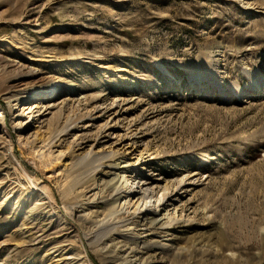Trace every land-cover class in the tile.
Returning a JSON list of instances; mask_svg holds the SVG:
<instances>
[{
  "label": "rangeland",
  "instance_id": "obj_1",
  "mask_svg": "<svg viewBox=\"0 0 264 264\" xmlns=\"http://www.w3.org/2000/svg\"><path fill=\"white\" fill-rule=\"evenodd\" d=\"M49 84L29 101L58 105L16 128L15 98ZM259 87L264 0H0V264H125L148 242L122 197L84 188L82 156L107 151L113 185L166 203L167 264H264Z\"/></svg>",
  "mask_w": 264,
  "mask_h": 264
},
{
  "label": "bare ground",
  "instance_id": "obj_2",
  "mask_svg": "<svg viewBox=\"0 0 264 264\" xmlns=\"http://www.w3.org/2000/svg\"><path fill=\"white\" fill-rule=\"evenodd\" d=\"M52 88L53 87L50 84L45 89L38 91V92L36 91L37 90L36 88H29L27 92H25L24 96L15 98V104H19L17 102L23 101V99H26L25 100L26 102L20 103L21 109H22V112L20 113V117L24 119L26 118L25 119L26 121L22 123L17 122L15 124L16 128L18 127L28 128L30 125H36L37 123L41 122L40 118L44 115L47 109L58 105L55 103L50 104V102H47L46 104L45 103L44 104H40V103L33 104L31 100L29 101L30 98H32L33 96L39 93L42 95H47L48 93H52L53 90H50ZM258 90H259V93L264 95L263 88L259 87ZM102 95L103 94H101L98 97L90 96V98L93 100H98ZM96 111H98V109H96ZM90 126L92 125L87 124L86 126H81V127L83 129H88V127ZM74 128H79V127L75 126ZM63 134L64 135L69 134L68 129L65 130ZM111 137L113 136H110V134H102L97 139L96 143L107 141V139ZM88 141H90V139L81 137V139H79L77 143L78 145L77 149H83ZM111 156H114V154L111 153L110 151H107L105 154H101V155H97L95 152H91L89 154H86V155L84 154L82 156V161L84 160V163H83L84 167L90 166V168H93L92 170L93 174L89 176V178L87 179L88 181L87 180L85 181V183L87 182L88 183L91 182V183H89L84 188L92 187V189L99 188V191H106L107 194L102 197L106 205H112L115 201L119 200L122 197V201H121L122 203L120 204H126L129 210L128 212L130 214L128 222L123 223L121 225L122 227L128 228L129 226L134 224L135 225L134 228H136L138 226L137 223L139 221L142 220V222H145L144 224L145 229H146L145 231H148L149 232L148 235H150L151 237L148 240V242L144 243L142 247H133V246L128 247L126 246L127 244L122 245L123 247L122 251L125 252L124 254L125 264H167L168 260H166L165 257L160 254L165 252L168 247H171L173 245V243H171L172 241L171 239H173V237L172 238L169 237L168 239H166L170 242L168 244H163L160 242L161 240L160 241L157 240L159 237L164 236L163 233H166L165 236L172 235L169 233V231H170V227L172 225L173 219H170V222L169 220L168 222L167 221L161 222L166 215V213H163L166 203L159 204L156 206H149L148 205L149 198L152 197L150 196L151 190L147 187L146 188L142 187L144 184L148 183L142 179H137V181H134V180L131 181L132 183H135L132 186L134 187V189H132L131 186L129 188H126L125 186L118 187V186L113 185L112 182H113L114 177H110V176L114 175L115 171L113 170L114 169L116 170L117 168H115L114 166L115 163L114 165L109 163L111 161L110 159ZM144 161H147V160H144ZM133 170L134 168L132 170L128 168L127 170H125L126 173H122L120 178L124 176H127L128 178H130V175L133 172ZM127 172H130V174H127ZM148 190L150 191L148 192ZM120 204L118 205V207L120 206ZM118 207L112 205V210L114 213L119 211ZM124 231L117 229V231L114 232L115 235L113 234L114 237L111 238V240H114L119 237H123L127 241L134 242L136 238L139 237L140 235V233L132 232L133 234H129ZM152 237L153 238L155 237L156 239H151ZM149 248L157 252H155L154 254L145 256L144 253H146V251H148ZM177 253H179V251Z\"/></svg>",
  "mask_w": 264,
  "mask_h": 264
}]
</instances>
